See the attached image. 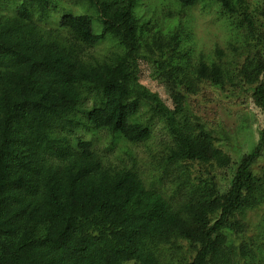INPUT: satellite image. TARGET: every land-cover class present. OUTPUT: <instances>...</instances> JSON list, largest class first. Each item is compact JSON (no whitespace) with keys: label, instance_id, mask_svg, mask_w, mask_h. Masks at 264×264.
I'll return each instance as SVG.
<instances>
[{"label":"trees","instance_id":"1","mask_svg":"<svg viewBox=\"0 0 264 264\" xmlns=\"http://www.w3.org/2000/svg\"><path fill=\"white\" fill-rule=\"evenodd\" d=\"M10 1L11 14L0 13V264L264 261L261 246L239 241L248 212L264 208V177L255 172L264 121L254 148L235 161L198 100L213 97L203 84L234 86L236 98L247 93L264 114V0L257 14L248 0H217L254 40L233 54L237 73L196 53L192 36L139 20L138 0H82L99 11L100 33L91 15L63 1L0 4ZM177 1L183 9L203 0ZM56 10L58 25H45ZM108 37L116 48L93 53ZM143 59L166 98L140 82ZM156 120L171 138L167 187L98 147H140ZM220 169L232 176L221 180Z\"/></svg>","mask_w":264,"mask_h":264},{"label":"rangeland","instance_id":"2","mask_svg":"<svg viewBox=\"0 0 264 264\" xmlns=\"http://www.w3.org/2000/svg\"><path fill=\"white\" fill-rule=\"evenodd\" d=\"M65 6H70L73 10L77 9L74 14H90L93 17V30L100 33L102 24L97 19L99 11L96 7L87 5L82 0H59ZM14 2V1H13ZM251 12L257 14L261 5L260 0H248ZM80 5V6H79ZM14 4H0V10L5 14H11ZM164 6V8H163ZM75 12V11H74ZM134 12L139 20L145 21L154 18V23L165 32H180L185 36H192L194 43H191L196 53L202 52L205 57L211 59H222L229 63L238 60V56L233 58V54L245 53L249 44L253 42L251 35L247 29L238 26L240 18L233 17L234 21L228 15L222 13L217 0H203L193 7L183 8L177 0H138ZM61 12L52 11L50 18L45 25L56 27L59 23ZM238 47V51L235 50ZM116 45L112 43L108 37L103 43L92 49L93 53L98 56L110 54ZM218 49V50H217ZM193 60V58H192ZM142 60V72L140 82L149 87L152 91H158L164 97H167L164 84L153 77V65ZM230 64V63H229ZM237 64H230L229 67L234 73ZM201 91L209 90L213 97H206L204 94L198 96V100L203 103L202 112H200L211 128H216L217 132L223 135L224 140L219 142L221 148L231 154L235 161L239 160L244 153L250 152L258 139L261 124L264 121V114L251 103V99L247 93H242L239 98L232 94L234 86L227 88L222 92L208 84H203ZM238 93V91H237ZM247 100V102H244ZM197 107L198 104L194 103ZM220 125V126H219ZM103 136V134H102ZM107 136H103L106 138ZM171 142L170 136L163 128L162 124L156 120L155 128L151 139L140 147H119L115 151L107 150L105 145H99L102 152L109 155L119 163L125 160L127 163L136 165L143 173L144 178L157 184L162 178L165 180V187L171 185L170 178H166L165 171L167 166L163 159L164 154ZM129 152L134 153V157H130ZM160 162L161 166H157ZM201 169L198 163L194 164L193 174L197 175ZM255 172L264 177V158H261L255 165ZM218 177L227 181L232 176V171L217 170ZM161 185V184H160ZM246 232L241 235L239 241H253L261 246L264 254V208L256 209L248 212L246 221ZM260 257L261 255L258 254ZM257 258V256H256ZM126 264H135L128 262ZM258 264H264L259 260Z\"/></svg>","mask_w":264,"mask_h":264},{"label":"clouds","instance_id":"3","mask_svg":"<svg viewBox=\"0 0 264 264\" xmlns=\"http://www.w3.org/2000/svg\"><path fill=\"white\" fill-rule=\"evenodd\" d=\"M92 7H94V6H92ZM99 14H100V13H99ZM89 15H90V14H89ZM91 16H92V15H91ZM93 17H94V16H93ZM97 18H98V16H97ZM105 40H106V39H105ZM105 40H104V41H105ZM104 41H103V42H104ZM103 42H102V43H103ZM113 44H114V43H113ZM247 153H248V152H247Z\"/></svg>","mask_w":264,"mask_h":264}]
</instances>
